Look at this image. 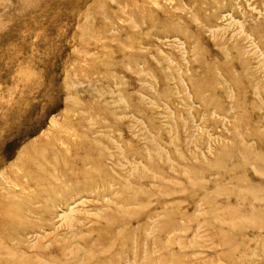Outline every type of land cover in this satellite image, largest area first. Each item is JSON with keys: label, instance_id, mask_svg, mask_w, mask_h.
Wrapping results in <instances>:
<instances>
[{"label": "rangeland", "instance_id": "374dc122", "mask_svg": "<svg viewBox=\"0 0 264 264\" xmlns=\"http://www.w3.org/2000/svg\"><path fill=\"white\" fill-rule=\"evenodd\" d=\"M264 264V0H0V264Z\"/></svg>", "mask_w": 264, "mask_h": 264}, {"label": "bare ground", "instance_id": "6f19581e", "mask_svg": "<svg viewBox=\"0 0 264 264\" xmlns=\"http://www.w3.org/2000/svg\"><path fill=\"white\" fill-rule=\"evenodd\" d=\"M27 262H28V259H23V261L19 262L18 264H27Z\"/></svg>", "mask_w": 264, "mask_h": 264}]
</instances>
